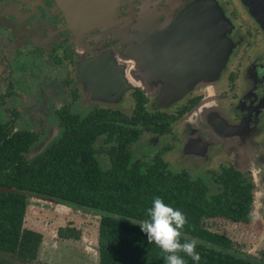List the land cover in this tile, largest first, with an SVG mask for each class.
Segmentation results:
<instances>
[{
  "label": "flooded vegetation",
  "instance_id": "obj_1",
  "mask_svg": "<svg viewBox=\"0 0 264 264\" xmlns=\"http://www.w3.org/2000/svg\"><path fill=\"white\" fill-rule=\"evenodd\" d=\"M108 1L0 0V134L31 138L30 161L64 133L62 116L102 110L119 120L93 144L99 162L112 129L139 128L165 170L169 156L192 171L213 163L210 187L222 175L246 186V216L261 188L264 220V0ZM45 134L57 136L40 150Z\"/></svg>",
  "mask_w": 264,
  "mask_h": 264
},
{
  "label": "trees",
  "instance_id": "obj_2",
  "mask_svg": "<svg viewBox=\"0 0 264 264\" xmlns=\"http://www.w3.org/2000/svg\"><path fill=\"white\" fill-rule=\"evenodd\" d=\"M104 112L95 110L83 118L62 116L64 133L30 161L21 153L26 152L31 138L0 134V189L8 190L0 191V253L13 255L39 242V234L22 228L29 195L98 216V264H164L163 254L148 244L138 225L147 218L153 198L159 196L186 215L188 224L181 242L199 241V264H264V254L257 259L241 254L230 238L210 228L216 218L233 224L246 220L250 207L246 186L218 176L219 192L208 198L199 179L167 172L156 159L147 164L131 161L127 149L142 132L139 128L112 129L110 137L116 135L117 145L110 148L108 162H99L93 144L111 128L108 122L119 120Z\"/></svg>",
  "mask_w": 264,
  "mask_h": 264
},
{
  "label": "rangeland",
  "instance_id": "obj_3",
  "mask_svg": "<svg viewBox=\"0 0 264 264\" xmlns=\"http://www.w3.org/2000/svg\"><path fill=\"white\" fill-rule=\"evenodd\" d=\"M66 78L69 79L66 75ZM64 80V79H62ZM76 83L80 88L82 85ZM82 89V87H81ZM83 94L79 93L80 103L77 105V112L83 114L88 110L91 102L87 101L86 90ZM65 91H63V98ZM88 106V107H87ZM57 134V133H56ZM53 135H41L37 142L39 149L47 147L53 139ZM138 136L137 143L130 145V150L136 155L131 156V161L140 160L143 164L150 161L151 155L156 152L157 147L150 143V135L146 137ZM145 141V144L143 142ZM143 145L149 151L143 149ZM151 145V146H150ZM36 152V148L31 151L30 157ZM147 154V155H145ZM165 156V155H164ZM163 156V157H164ZM168 165L166 170L172 174L185 171L191 180L200 178L205 181L208 187L207 195L215 194L216 189L210 187L208 180L211 175H204V172L211 170L218 173L216 164L189 170L183 161L175 160L174 157L166 158ZM205 177V178H204ZM211 178V177H210ZM260 190V191H259ZM216 192H219L217 190ZM259 187L254 188L255 204L242 223L233 224L222 218L211 221V229L230 238L234 247L241 254L252 258H259L264 254V232H263V212L257 200L262 196ZM98 217L93 214L76 211L65 206L56 205L52 202L37 199L28 195L27 206L23 217V228L32 230L40 234L41 241L35 246L29 245L26 249L22 248L13 255L0 253V264H97L96 252V229ZM29 251H25L28 250Z\"/></svg>",
  "mask_w": 264,
  "mask_h": 264
},
{
  "label": "clouds",
  "instance_id": "obj_4",
  "mask_svg": "<svg viewBox=\"0 0 264 264\" xmlns=\"http://www.w3.org/2000/svg\"><path fill=\"white\" fill-rule=\"evenodd\" d=\"M146 216L147 218L138 225L146 235L148 244H154L163 254L164 264H187L185 257L193 261V264H199V241L191 238L181 242L183 229L188 224V219L182 211L156 196L146 209Z\"/></svg>",
  "mask_w": 264,
  "mask_h": 264
},
{
  "label": "water",
  "instance_id": "obj_5",
  "mask_svg": "<svg viewBox=\"0 0 264 264\" xmlns=\"http://www.w3.org/2000/svg\"><path fill=\"white\" fill-rule=\"evenodd\" d=\"M74 1H76L78 4H82V5H91V4L96 5V4H101L102 0H74ZM107 2L109 3L108 0L107 1L104 0V6L107 5L106 4ZM0 191H8V190L0 189ZM41 200L52 202L51 200H47V199H41Z\"/></svg>",
  "mask_w": 264,
  "mask_h": 264
}]
</instances>
